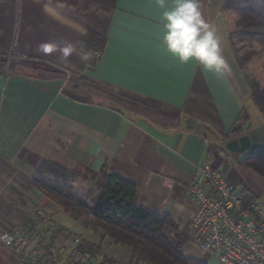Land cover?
Instances as JSON below:
<instances>
[{"label": "crops", "instance_id": "crops-1", "mask_svg": "<svg viewBox=\"0 0 264 264\" xmlns=\"http://www.w3.org/2000/svg\"><path fill=\"white\" fill-rule=\"evenodd\" d=\"M164 2L171 7L175 0ZM215 2L199 0L214 29L228 13L222 12L225 0ZM163 11L159 0H0V58L10 59L0 65V229L31 222L29 206H38L59 227L58 245L68 234L79 235L103 259L130 263V247L24 186L44 160L93 170L90 185L105 174L136 185L137 204L172 216L177 230L168 234L177 239L196 211L188 186L208 165L222 162L237 189L264 202V177L241 164L264 147V116L249 107L250 88L239 91L227 70L218 76L169 54ZM88 33L106 38L95 66L82 48ZM42 43L57 50L44 54ZM67 44L75 51L65 59L60 49ZM231 130L250 136L252 146L222 161L216 149L226 148ZM180 250L197 261L204 256L191 243ZM0 264L23 263L0 242Z\"/></svg>", "mask_w": 264, "mask_h": 264}, {"label": "trees", "instance_id": "trees-1", "mask_svg": "<svg viewBox=\"0 0 264 264\" xmlns=\"http://www.w3.org/2000/svg\"><path fill=\"white\" fill-rule=\"evenodd\" d=\"M222 12H232L238 16L235 30L230 32L232 47L235 38L242 42L264 45V0H225ZM105 44L106 38L103 36L95 33L86 35L82 48L92 55V66L97 64V54L102 53ZM254 54L252 52L247 57H238V64L248 63ZM0 59V65L6 66V57ZM249 88L252 102L264 116V87L253 80L249 81ZM242 134L243 131L231 130L226 139L232 140ZM241 164L264 177V147L248 153ZM76 180L73 170L44 160L36 174L23 182L26 188L41 190L85 227L109 236L118 245L130 247L132 259L129 264H207L205 261L191 259L181 252V246L189 241L185 232L178 234V244L171 240L168 230H177L172 216L137 204L136 185L105 174L97 180L99 189L94 196L92 190L85 194L79 193L75 186ZM12 226L15 225H8L4 229ZM111 263L112 260L104 258L100 264Z\"/></svg>", "mask_w": 264, "mask_h": 264}, {"label": "built area", "instance_id": "built-area-1", "mask_svg": "<svg viewBox=\"0 0 264 264\" xmlns=\"http://www.w3.org/2000/svg\"><path fill=\"white\" fill-rule=\"evenodd\" d=\"M216 155L230 156L223 146ZM196 211L187 224L189 242L219 264H264V202L239 190L222 162L199 170L188 186ZM33 220L0 230V242L23 264H100V251L79 235L58 245L60 229L45 208L31 205Z\"/></svg>", "mask_w": 264, "mask_h": 264}, {"label": "clouds", "instance_id": "clouds-1", "mask_svg": "<svg viewBox=\"0 0 264 264\" xmlns=\"http://www.w3.org/2000/svg\"><path fill=\"white\" fill-rule=\"evenodd\" d=\"M159 6L164 9L162 44L166 51L182 64L197 62L204 70L224 76L228 66L221 53L220 39L202 18L199 0H175L171 7L159 0ZM55 50L57 45L52 43L39 45V51L44 54ZM60 51L66 59L75 49L67 44ZM81 59L88 56L82 55Z\"/></svg>", "mask_w": 264, "mask_h": 264}, {"label": "rangeland", "instance_id": "rangeland-1", "mask_svg": "<svg viewBox=\"0 0 264 264\" xmlns=\"http://www.w3.org/2000/svg\"><path fill=\"white\" fill-rule=\"evenodd\" d=\"M214 3H216L215 0H214ZM225 16H226L225 20L222 19V24H220L219 26L216 25L217 27L215 29H217L216 33L220 39L221 53L225 54L224 51H226L229 55V56H225L226 58L224 59L228 66L227 71L230 75V78L232 79L233 83L235 84L236 88L239 91H242L241 85L243 86L248 85V88H249V81H253V80H256L257 82H259V84L262 87H264V45H261L260 43H257V42L255 43L242 42V41H239L237 38H235V44L233 47H232V44L230 43L232 49L231 48L228 49V47L226 48L227 46L226 42L228 43L227 41L228 39L226 38L228 36H227V33L225 32H227V29L230 32L235 30V24L238 19V16L232 12L225 14ZM222 29L224 30V32L222 31ZM252 52H254L255 54L249 60L248 63L242 64V65L238 64L237 62L238 57H242V58L247 57V55ZM232 53H234V57H235L233 62L231 61ZM234 62L236 65H234ZM242 78H244L245 82L243 81ZM249 107H251V110H253L254 114H260L258 111V108L255 106V104H253V102H250ZM73 172L75 173V176L77 178L75 182V186L78 188L79 193L85 194L88 190H92L93 195L96 196L98 192L96 185L94 183H92L91 185L86 183V181H91L92 179L94 180V178H92V176L94 175L93 170H88V169L84 170L81 168V169H73ZM185 235L189 236L187 230H185ZM170 238L173 239L172 241L174 242V244L178 243L176 241L178 239L175 238L174 236H171ZM187 243H190V242L188 241L185 244ZM198 261H205L207 264H217L215 261L211 260L209 257H206V256H203L202 259Z\"/></svg>", "mask_w": 264, "mask_h": 264}, {"label": "water", "instance_id": "water-1", "mask_svg": "<svg viewBox=\"0 0 264 264\" xmlns=\"http://www.w3.org/2000/svg\"><path fill=\"white\" fill-rule=\"evenodd\" d=\"M252 141L250 136H238L226 144V150L232 154H244L250 151Z\"/></svg>", "mask_w": 264, "mask_h": 264}]
</instances>
